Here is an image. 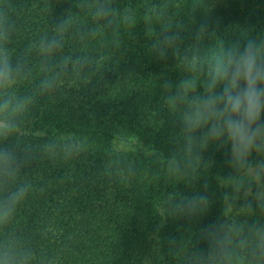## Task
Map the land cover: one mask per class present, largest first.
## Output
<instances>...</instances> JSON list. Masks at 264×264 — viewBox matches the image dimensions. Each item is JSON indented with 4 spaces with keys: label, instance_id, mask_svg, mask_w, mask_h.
<instances>
[{
    "label": "trees",
    "instance_id": "obj_1",
    "mask_svg": "<svg viewBox=\"0 0 264 264\" xmlns=\"http://www.w3.org/2000/svg\"><path fill=\"white\" fill-rule=\"evenodd\" d=\"M102 7L108 14L98 17ZM0 15L20 66L8 94L27 104L0 150L16 158L8 189L32 186L0 225V252L27 254V264H189L193 249L206 247L202 225L236 223L245 233L264 225V201L248 208L251 196L223 199L225 149L208 148L211 166L195 185L169 174L183 129L162 87L196 78L199 90L206 71L190 67L193 57L206 69L221 47L264 38V0H0ZM205 21L212 30L200 36ZM169 35L176 38L166 45ZM52 39L60 46L42 54ZM205 183L207 214L175 219L173 199Z\"/></svg>",
    "mask_w": 264,
    "mask_h": 264
},
{
    "label": "clouds",
    "instance_id": "obj_2",
    "mask_svg": "<svg viewBox=\"0 0 264 264\" xmlns=\"http://www.w3.org/2000/svg\"><path fill=\"white\" fill-rule=\"evenodd\" d=\"M107 14L103 7L96 13L98 17ZM211 30V24L205 21L197 32L206 36ZM8 35L7 19L0 15V140L18 130L16 118L27 108L24 101L14 102L8 94L20 75V66L12 64L5 47ZM175 38L165 36L164 43L170 45ZM59 46L52 39L42 42L40 48L42 54L50 55ZM190 67L206 71L207 78L199 90L196 78L181 79L174 90L170 81L162 85L171 91L166 101L179 113L183 129L181 153L169 158L167 170L171 176L195 185L201 167L211 166L204 155L208 148L214 145L225 149L231 171L217 178L218 185L228 190L223 192V199L251 196L245 203L251 208L253 202L264 201V38L253 36L243 46L236 42L221 47L209 59L206 69L193 57ZM44 86L50 87V82L45 81ZM15 159L8 149L0 150V225L8 223L32 188L27 184L8 189L9 182L17 176ZM212 203L205 183L203 191L174 198L170 213L178 220L196 221L207 214ZM199 237L206 247L193 249L189 264H257L264 259V225L253 223L245 233L236 223L215 220L200 227ZM0 264H27V254L18 259L14 252L4 249Z\"/></svg>",
    "mask_w": 264,
    "mask_h": 264
},
{
    "label": "rangeland",
    "instance_id": "obj_3",
    "mask_svg": "<svg viewBox=\"0 0 264 264\" xmlns=\"http://www.w3.org/2000/svg\"><path fill=\"white\" fill-rule=\"evenodd\" d=\"M154 261V260H153ZM151 262H152V260H151Z\"/></svg>",
    "mask_w": 264,
    "mask_h": 264
}]
</instances>
